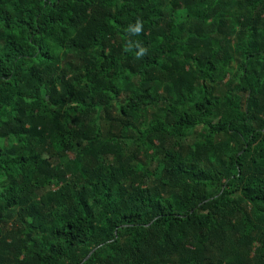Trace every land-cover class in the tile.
Segmentation results:
<instances>
[{"label":"trees","instance_id":"1","mask_svg":"<svg viewBox=\"0 0 264 264\" xmlns=\"http://www.w3.org/2000/svg\"><path fill=\"white\" fill-rule=\"evenodd\" d=\"M0 264H264V0H0Z\"/></svg>","mask_w":264,"mask_h":264},{"label":"rangeland","instance_id":"2","mask_svg":"<svg viewBox=\"0 0 264 264\" xmlns=\"http://www.w3.org/2000/svg\"><path fill=\"white\" fill-rule=\"evenodd\" d=\"M237 59H242V57H239V58H237ZM237 59L235 58L234 60H237ZM66 61H67V60H66ZM234 63H235V61H233V64H234ZM229 70H230V69H229ZM235 81H236V75L232 74L231 71H229V72L226 74L225 78L222 80L221 83H217V84H215V89H216V91H217L218 93H221V92L226 91V92H229L230 95H233V96H235L236 98H240V99H242L241 95L236 94V93H235L234 91H232V89L230 88V86H232V85L235 83ZM69 157H72V155L69 154ZM237 201H238V203H239V205H240L241 207H245V203H244L243 200L238 199ZM11 219H13V216L10 217V220H9V222H8V226L10 225Z\"/></svg>","mask_w":264,"mask_h":264},{"label":"clouds","instance_id":"3","mask_svg":"<svg viewBox=\"0 0 264 264\" xmlns=\"http://www.w3.org/2000/svg\"><path fill=\"white\" fill-rule=\"evenodd\" d=\"M133 31H135V32H139V31H140V25H139V23H137V25L135 26V28L133 29ZM143 51H144V49L141 48V49H140V52H138L137 55L142 54Z\"/></svg>","mask_w":264,"mask_h":264}]
</instances>
